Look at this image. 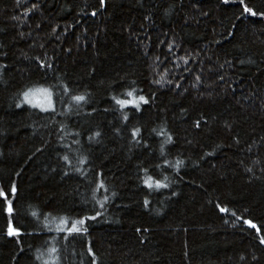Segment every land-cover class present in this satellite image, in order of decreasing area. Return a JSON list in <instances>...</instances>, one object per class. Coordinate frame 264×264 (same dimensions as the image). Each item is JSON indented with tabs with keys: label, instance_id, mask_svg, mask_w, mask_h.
I'll return each mask as SVG.
<instances>
[{
	"label": "trees",
	"instance_id": "16d2710c",
	"mask_svg": "<svg viewBox=\"0 0 264 264\" xmlns=\"http://www.w3.org/2000/svg\"><path fill=\"white\" fill-rule=\"evenodd\" d=\"M244 3L0 0V264H264V0Z\"/></svg>",
	"mask_w": 264,
	"mask_h": 264
},
{
	"label": "snow or ice",
	"instance_id": "6c2138e0",
	"mask_svg": "<svg viewBox=\"0 0 264 264\" xmlns=\"http://www.w3.org/2000/svg\"><path fill=\"white\" fill-rule=\"evenodd\" d=\"M100 2L103 5L104 0H100ZM224 2L227 3V0H224ZM239 2L243 6V12L244 13H248V14H250L252 16H256L257 15V13L255 11H253L252 8H249L244 3V0H239ZM93 15H95V13H93ZM261 15H264V13H261ZM39 91L43 92L48 97V103H47L46 106L45 105H39V104H32V101L29 98L32 95L31 91L24 93V102L28 103V104H32L33 107H39L41 109V111H45V112L50 111V110L54 111V108L52 106V101H51V95L52 94L50 92H48L47 89H41ZM133 92H134V90L127 92L126 95L129 97V99H115L114 98L115 99V103L120 105L121 108H125V107H128L130 105L131 107L135 108L138 111L139 107H140V104L141 103L147 104L148 101L144 98V96L135 97ZM73 99L76 102H78V103L82 102V101H85V97L83 95L74 96ZM17 107H20V105L18 104ZM127 118H128L127 115H125L124 119L126 120ZM198 126H199V124L197 123V127ZM138 132H139V129H136L132 133V135L135 137L138 134ZM97 135H99V133H97ZM171 140H172V138L169 136L167 138L166 142L171 143ZM65 159L67 160V157H65ZM182 163H183L182 161H178L176 166H179V164H182ZM165 179H167V178L165 177ZM144 183L150 189H152V188L161 189V188H167L168 187L167 183H162L160 180L153 181L151 177H149L147 180H145ZM101 187H103V185H101ZM15 192H16V188H15V186H12L11 193L15 194ZM0 197H3L4 199H7V195L2 190H0ZM101 207H103V204H101ZM220 210L222 212L227 211V209H224V208H221ZM7 212H8L9 215H11L13 213V209H12L10 203H9V205L7 207ZM32 215L35 217L37 215V213L33 212ZM233 215H234V213H233ZM88 219H95V217H90ZM84 222H85L84 219H81V220H78V221H74V222L71 223V227L61 228V229H58V231L66 232L67 235L79 234L81 232V227H79L78 225H83ZM62 223L67 225L68 221L64 220V221H62ZM244 223L248 224L249 227H251L253 229H256L257 232L260 231V229L258 228V226L255 223H252L251 221H244ZM84 231H86V229H84ZM7 234H8V236H17V237L19 235H21L19 230L14 228L11 225V222L9 223ZM64 238L66 239L67 236H65ZM260 242L262 244H264V237L260 238ZM56 251H57V249H55V248L51 249V252H53V253H55ZM89 252L91 253V249H89ZM45 264H55V262L54 261L53 262L45 261Z\"/></svg>",
	"mask_w": 264,
	"mask_h": 264
},
{
	"label": "rangeland",
	"instance_id": "374dc122",
	"mask_svg": "<svg viewBox=\"0 0 264 264\" xmlns=\"http://www.w3.org/2000/svg\"><path fill=\"white\" fill-rule=\"evenodd\" d=\"M34 98H35L37 104H39V105H45L46 106L48 103V97L41 91H37V94L34 96Z\"/></svg>",
	"mask_w": 264,
	"mask_h": 264
}]
</instances>
